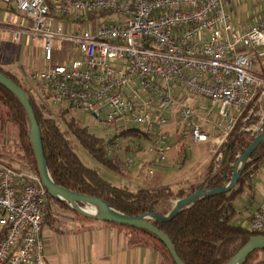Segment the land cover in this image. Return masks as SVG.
Wrapping results in <instances>:
<instances>
[{"label":"built area","instance_id":"obj_1","mask_svg":"<svg viewBox=\"0 0 264 264\" xmlns=\"http://www.w3.org/2000/svg\"><path fill=\"white\" fill-rule=\"evenodd\" d=\"M226 1L59 0L52 10L48 0H17V10L32 26L13 30V39L43 40L48 64L32 78L54 107L93 114L112 137L140 128L150 138L148 153L162 162L171 132L183 125L194 144L210 143L220 161L234 126L247 110L248 121L264 86V77L255 72L264 59V15L250 27H236ZM99 11L121 19L84 30L58 23ZM197 98L209 103L202 111ZM263 99L264 92L258 101ZM215 116L218 132L213 133ZM126 141L115 140L106 150L122 156L131 169ZM47 194L32 170L0 163V228L5 229L0 264H46L41 233ZM249 228L264 230V206Z\"/></svg>","mask_w":264,"mask_h":264},{"label":"trees","instance_id":"obj_2","mask_svg":"<svg viewBox=\"0 0 264 264\" xmlns=\"http://www.w3.org/2000/svg\"><path fill=\"white\" fill-rule=\"evenodd\" d=\"M52 10L56 4L48 0ZM111 11L89 13L84 21H94L107 18ZM5 48L0 47V59ZM264 65V59L261 60ZM0 61V72L21 86L29 96L34 107L36 118L41 129L45 158L49 173L54 182L78 193L96 196L108 203L115 210L129 216H139L146 212H157L162 216L169 214L178 200L188 197L203 188H221L233 176V164L247 151L257 137V132L243 129L259 124L263 119L253 113L247 122L248 110L240 117L223 147V157L216 162L214 157L208 165L204 180L197 186H180L177 190L170 187L158 186L148 190L131 189L129 186H118L104 178L98 169L87 165L76 149L65 126L71 132L76 142L86 152L107 170L125 177L129 172L125 159L120 155H109L106 147L115 140H149L150 138L137 127L129 128L113 137L98 136L82 125L70 111L57 108L55 115L47 113L45 103L49 96L41 93L36 95L32 88L25 85L15 71L4 66ZM40 83H37L39 85ZM262 88L255 96L252 105L258 102ZM42 99V101L40 100ZM0 103L5 107L0 112V134L6 135L11 128L16 130L22 161L28 169L39 177L36 154L31 140L30 120L26 109L19 98L7 87L0 83ZM258 107V106H257ZM255 106V108H257ZM254 108V110H255ZM256 112V111H255ZM229 154L226 157L227 148ZM264 164V140L259 144L246 162L242 175L236 185L228 192L215 194L198 200L182 208L179 213L166 222L149 219L154 225L167 234L172 241L178 256L185 264H227L240 248L252 237L264 235V230L253 232L249 226L239 222L241 215L247 211L248 220L253 218L252 207L256 197V187L251 176ZM41 178V177H40ZM70 207V203L47 194L46 211L43 223L58 220L53 213L55 205ZM83 207L85 204L80 203ZM128 229L135 245H149L159 250L172 264H176L167 246L154 233L143 229L112 223ZM5 229L0 228V241L4 238ZM264 250L251 253L243 264H264V257L257 255Z\"/></svg>","mask_w":264,"mask_h":264},{"label":"rangeland","instance_id":"obj_3","mask_svg":"<svg viewBox=\"0 0 264 264\" xmlns=\"http://www.w3.org/2000/svg\"><path fill=\"white\" fill-rule=\"evenodd\" d=\"M51 1L56 4V0ZM13 3H15L14 0H12L11 4L13 5ZM225 8L227 12H229L235 25L250 26L264 15V0H227ZM120 19L121 15L112 13L107 18H99L94 21L80 20L71 23L70 21L62 18L58 21V23L65 26L69 22L72 29L84 30L97 28L100 24L116 23ZM3 23L4 17L2 8L0 7V25ZM59 46V43L55 42L54 48L56 62L60 60ZM6 47L8 46H4L8 53L7 57L14 62H5L4 66L12 71H15L19 76L26 78L30 77L31 82L36 83V81L32 79L33 73L38 69L45 68L48 64L44 59L43 52H41V50L34 51V49L31 48L32 51L27 53L25 61L16 62V60L20 59V57H18L19 55L16 53L17 51L15 52L10 48L7 49ZM255 72L257 75L264 77V65L262 62L256 66ZM24 83L25 85H28L27 82L24 81ZM262 88H264V86ZM262 92H264V89ZM253 106L254 108L255 106H258L255 108L253 113L263 117L264 99L254 103ZM4 110V105L0 103V112ZM56 110V107L50 105L47 108V113L53 116L55 115L54 113ZM70 113L71 115H74L82 125L87 126L90 132L102 137H108L110 135V130H106L102 126L101 120L93 114L79 109H71ZM259 113H261V115ZM103 115L104 114H102V116ZM262 121L259 124L252 125L253 131L257 133L260 132L262 129ZM61 124L66 129V132L71 137L73 143L76 145V149L83 161L87 165L98 169L104 178L110 180L113 184L118 186H129L131 189L138 190H148L161 185L170 187L173 190H177L182 185L187 187L190 185L197 186L204 180L209 162L214 157H216V162H219L217 161L216 152L212 151L211 148L209 151V147H206V145L189 142V139H191L190 133L183 125H181L170 134L168 143L169 149L167 152L168 158L165 162L160 161L158 155L148 153V140H130L124 142L123 147L125 154H127L129 158L132 157L134 159V166L128 171L129 173L125 177H122L107 170L100 163H98L81 145L76 142L63 121H61ZM178 133L184 134V136L176 138ZM116 134H118V132L115 133V135ZM4 136L2 139L5 149L8 151L19 152V147L16 143V140L18 139L16 130L11 128ZM220 151L224 153L223 148ZM259 173V170L255 171L251 176L254 184L259 182ZM84 209L88 210L87 208ZM244 225H246V223H244ZM261 256L264 257V252H260L257 255V258Z\"/></svg>","mask_w":264,"mask_h":264},{"label":"crops","instance_id":"obj_4","mask_svg":"<svg viewBox=\"0 0 264 264\" xmlns=\"http://www.w3.org/2000/svg\"><path fill=\"white\" fill-rule=\"evenodd\" d=\"M14 1L15 3L12 5V0H0V7L4 17V23L0 25V47L8 46L6 47L7 49L10 48L15 52L17 51L16 53L20 57L19 60H16L18 62L26 60L27 53L32 51L31 48L34 51L41 50L43 52V40L31 39L27 36H23L19 42L13 39V30L32 26L30 19L17 10V0ZM235 26L246 28L251 25ZM6 53L7 50L5 49L3 54L6 55ZM0 61L14 62L6 56H3ZM21 79L27 82V86L32 88L36 95L39 96L41 94L40 85H37V82H31L30 77L22 76ZM40 100L42 101V99ZM194 103L200 111L209 104L200 98H197ZM48 104L53 106L51 101L48 100L45 103L46 108L49 107ZM217 121L218 116H215L213 119V133L218 132ZM3 136L0 134V163H4L14 169H28L26 163L22 161L20 152L5 149ZM183 136L184 134L178 133L176 138ZM189 142H192V140L189 139ZM199 145H206V147H209V151L210 148L213 151L210 143ZM259 172V182L255 183L257 193L252 207L253 214L264 206V164L259 169ZM70 207L73 208L71 204ZM54 208L53 213L59 219L53 222H49L46 219L41 233L46 264H172L154 247L133 244L131 241L132 235H130L128 229L94 217L92 215L94 210L92 209H95V207L93 206L87 204L83 206V208L88 209L87 212L90 215L82 212L78 213L58 204ZM248 214L249 212L245 211L241 215L239 222L246 223L249 226L250 220L246 219Z\"/></svg>","mask_w":264,"mask_h":264},{"label":"water","instance_id":"obj_5","mask_svg":"<svg viewBox=\"0 0 264 264\" xmlns=\"http://www.w3.org/2000/svg\"><path fill=\"white\" fill-rule=\"evenodd\" d=\"M0 83L7 87L10 91H12L21 101L24 108L27 111L29 116L31 130V140L34 147V151L36 154L37 165L40 173L41 180L46 187L48 193L54 197H58L61 200L68 201L74 209L83 214L90 215L87 210H85L80 203H84L90 206L95 207L92 215L97 217L101 220L124 225L130 226L134 228H143L146 229L155 235H157L161 241L167 246L168 250L170 251L173 259L175 260L176 264H185L181 258L178 256L175 247L167 236L165 232L159 229L156 225L149 221V219H154L160 222H166L175 217L179 211L184 208L185 206L195 203L198 200L212 196L215 194H220L223 192H228L232 189L236 183L238 182L239 178L242 175V171L244 166L259 144L264 140V113H263V121H262V129L259 133H257V137L252 145L247 149L245 153H243L237 161L233 164V176L231 180L226 183L221 188H207V189H199L192 195L180 199L176 202L174 209L167 215L162 216L157 212H146L139 216H129L124 213H121L111 207L108 203L103 201L102 199L89 195L78 193L63 186H60L54 182L52 179L45 158L43 141H42V134L41 129L39 127L34 107L31 103V100L24 89L15 83L11 78L6 76L4 73L0 72ZM230 145L227 148L226 157L229 154ZM258 250H264V235H257L252 237L246 244H244L240 250L236 253L232 260H230L227 264H243L244 260L253 252Z\"/></svg>","mask_w":264,"mask_h":264}]
</instances>
